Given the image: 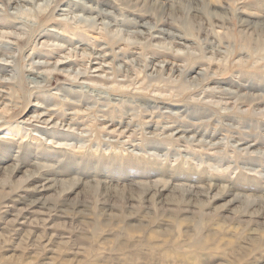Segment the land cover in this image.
Returning a JSON list of instances; mask_svg holds the SVG:
<instances>
[{"label": "rangeland", "instance_id": "374dc122", "mask_svg": "<svg viewBox=\"0 0 264 264\" xmlns=\"http://www.w3.org/2000/svg\"><path fill=\"white\" fill-rule=\"evenodd\" d=\"M263 25L264 0H0V264H264ZM27 159L96 189L29 205ZM155 182L208 189L130 186Z\"/></svg>", "mask_w": 264, "mask_h": 264}, {"label": "bare ground", "instance_id": "6f19581e", "mask_svg": "<svg viewBox=\"0 0 264 264\" xmlns=\"http://www.w3.org/2000/svg\"><path fill=\"white\" fill-rule=\"evenodd\" d=\"M26 1V0H25ZM35 1V0H34ZM71 6V5H70ZM19 11V10H18ZM63 11V10H62ZM262 26V25H261ZM263 29H264V25H263ZM42 34V33H41ZM46 35V34H45ZM158 36H156V38H157ZM124 40V39H123ZM140 40V39H139ZM81 41V40H80ZM156 41V40H155ZM177 48V47H176ZM99 56V55H98ZM100 57V56H99ZM1 62V61H0ZM4 62V61H3ZM7 63V62H6ZM67 63V62H66ZM2 64V63H1ZM4 64V63H3ZM63 64V63H62ZM61 64V65H62ZM6 65V64H5ZM8 65V64H7ZM6 65V66H7ZM56 67V66H55ZM57 69V68H56ZM59 70V69H58ZM79 71V70H78ZM81 71H82V69H81ZM41 74V73H40ZM43 74V73H42ZM59 74V73H58ZM36 75V74H35ZM85 75V74H84ZM36 78V77H35ZM43 108V107H42ZM50 110V109H49ZM47 111V110H46ZM45 113V112H44ZM48 114H49V112H48ZM42 115H43V113H42ZM46 115V114H45ZM39 117V116H38ZM42 120V119H41ZM45 120V119H44ZM40 121V120H39ZM49 123V122H48ZM1 139H2V137H1ZM1 141V140H0ZM5 142V141H4ZM1 143V142H0ZM3 147V146H2ZM3 149V148H2ZM7 152V151H6ZM4 153H5V151H4ZM6 154H8V153H6ZM25 155L26 156H28V155H30V152L29 151H25ZM0 156H2V155H0ZM4 156H5V154H4ZM3 157V156H2ZM29 157H32V156H29ZM5 158V157H4ZM6 159H7V157H6ZM25 162V161H24ZM25 164V166L26 167H31L32 169H35V171H38V173H40V176H35L34 174L36 173V172H34V174H32V175H29L26 179H25V182L23 183V186L21 187V189H23L22 191H23V194H24V197H25V200L27 201V202H29V205H38V204H40V203H37L34 199H32V198H34V197H36V195H40L41 194V192L42 191H44V190H51V189H55V187L56 188H58V187H61V185H66L67 186V184H71V186L70 187H72L68 192H72L74 189H77L78 187H80V186H82V184L80 183V182H78L77 180H74V181H71L72 179H70V180H62V179H64V178H62V179H59V178H57V179H55V178H53V175H56V173H55V171L54 170H51V167H48L47 165H41L39 162H33L32 161V159H27L26 160V162L24 163ZM66 165L67 166H71V164H70V161L68 162V163H66ZM19 167V165L18 166H16L15 168H14V171L15 170H18V169H20V168H18ZM57 170V169H56ZM66 170V169H65ZM73 170V169H72ZM57 172V171H56ZM60 171H58L57 173H59ZM62 173H64V172H62ZM61 173V174H62ZM68 172L66 171V174H67ZM74 173V172H73ZM76 173H78L77 171H76ZM60 174V173H59ZM58 174V175H59ZM75 174V173H74ZM50 175H52V177L50 176ZM62 177H63V175H62ZM87 181V180H86ZM207 181H208V179H207ZM206 182V181H205ZM59 183V184H58ZM162 183V182H161ZM61 184V185H60ZM83 184H85V183H83ZM87 184V183H86ZM217 184V183H216ZM220 184V183H219ZM219 184H217V185H219ZM230 184V183H229ZM238 184V183H237ZM84 186V185H83ZM82 186V187H83ZM131 186V188H132V190H135V192H139V193H141V198H146L147 196H153V197H155L156 199H159V200H161V197H162V195H163V193L164 192H166L167 190H170V189H172V190H178V191H180V193L184 196V198L185 197H189V199H186L185 201L187 202V203H189V202H191V200H192V198H195V197H199L200 195H201V192L202 191H200L199 189H203V190H205V188L206 189H208L207 187H205V186H200V187H198L197 186V188H194V187H184V186H177V185H173V186H170L169 184H162L161 186L162 187H160V183L159 182H155L154 184H150V186L149 185H147V186H145L146 188H143V187H141V186H138V185H135V184H131L130 185ZM85 187H87V188H90V189H96V185H87V186H84L83 188H85ZM107 187H109V186H107ZM257 187H258V185H257ZM225 187L223 186H221L220 185V188H218L219 189V195H217V196H226V195H222L223 193H225L226 192V190L224 189ZM254 188V187H253ZM252 188V189H253ZM256 188V187H255ZM259 189V188H258ZM234 190V189H233ZM251 190V189H250ZM259 190H261V189H259ZM248 191H249V189H248ZM256 191H257V189H256ZM255 191V192H256ZM204 193H206V192H204ZM226 194L228 195V194H230L229 192H226ZM234 194V195H233ZM263 194V193H262ZM231 195H233L234 196V198H233V201H232V203H235V202H237V199L239 198V197H241V195H239V193H231ZM250 195V194H249ZM251 195H256L257 196V194H253V193H251ZM209 196V195H208ZM232 196V197H233ZM252 196V197H253ZM263 196V195H262ZM262 196H260V195H258L257 197L258 198H263ZM150 197V198H151ZM183 198V199H184ZM254 198H255V196H254ZM257 198V199H258ZM35 199H37V200H39V198L38 197H36ZM256 199V198H255ZM253 200V199H252ZM40 201V200H39ZM247 200L245 199H239V202L240 203H245ZM161 202H162V200H161ZM250 202V204H252V205H254V207H255V205L256 204H258V201H249ZM263 203V202H262ZM261 206V205H260ZM260 208V207H259ZM229 209H231V208H229ZM255 209V208H254ZM264 210V205H262V208H261V210ZM26 210V209H25ZM262 210V211H263ZM249 213V212H248ZM256 214V213H255ZM190 216V215H189ZM189 216H185V218H188ZM190 218H193V216L191 217L190 216ZM186 219H184L183 221L181 220V221H178V222H184ZM193 221H196V219L194 218L193 219ZM21 222V221H20ZM197 223H200L199 221H196ZM23 228V227H22ZM131 229H133V230H135V229H137V227H130ZM198 228V227H197ZM193 243H195L196 245H197V248H204V246H205V242L203 241V239H201V238H199L198 240H195ZM194 244V245H195ZM257 248H254V249H258V247H259V245H255ZM263 246V245H262Z\"/></svg>", "mask_w": 264, "mask_h": 264}]
</instances>
